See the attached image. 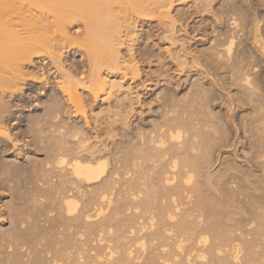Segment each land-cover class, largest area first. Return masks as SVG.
<instances>
[{"label":"bare ground","instance_id":"1","mask_svg":"<svg viewBox=\"0 0 264 264\" xmlns=\"http://www.w3.org/2000/svg\"><path fill=\"white\" fill-rule=\"evenodd\" d=\"M213 1L200 0L204 10ZM257 2L264 6V0ZM170 4L171 0H0V138H10L11 135L6 122L12 105L6 99H13V94L25 85L27 78H41L40 74L34 76L25 71L35 55H41V65L47 63V58L58 72L55 79L61 95H50L43 102L40 100L44 104L43 118L33 120L28 126L30 131L38 134L39 142L44 144L46 141L51 150L50 162H47L51 170L44 169V175L39 178L49 184L48 188L39 184L29 191L32 194L28 193L31 195V211L36 209L35 213L45 216L42 221L47 225L31 221L21 228L26 220L19 208L16 226L10 230L7 241V247H12V251L4 253L0 264H46L42 257L43 248L40 249L43 245L39 248L38 244L43 239L48 242V238L53 239L49 244L54 246L64 244L52 256L53 264H192L194 261H197L194 264H264V223L245 231L244 236L250 235V238L242 242H236L232 237L241 225H251L256 218L264 219V201L256 206L255 202L260 200L249 198L246 201L244 213L249 217L244 218L243 223L216 207L210 209L208 215L202 214L214 201L203 193V187L211 180L213 149L221 139L214 135L223 136L216 125L211 126V123L215 124L209 118L212 113L202 110L206 95L202 90H195L189 99L186 92L182 99H175L173 94L158 90L155 95L158 99L156 115L151 119V127H135L132 138L121 147L120 156L114 153L110 158L100 149L88 148L86 140L80 138L75 141V146H68L70 142L62 140L66 136L77 138L80 134L79 130L67 127L68 124L57 119L63 103L67 108L78 109L77 114L84 116V92H91L94 98L101 97L109 117H120L127 124L125 119L129 114L128 98L131 95L128 92L123 96L120 90L124 87L122 79L109 76L107 71L137 70L131 53L134 39L129 15L158 13L168 21ZM217 6L227 20V27L216 29L212 26L209 50L219 63L229 68L231 80L239 85L237 92L241 100L261 112L264 96L259 94V78L264 69L257 73L255 68L264 67V59H250L253 51L244 35H248L247 39L256 50L264 54V24L259 23V16H255L246 32L243 25L245 12L236 3L227 0ZM260 15L264 20V11ZM80 24L83 26L81 31ZM67 25L82 37L69 35ZM66 41L78 45L75 55L83 57L82 52L86 55L88 64L82 66L86 71L75 72L67 68L63 58L67 51L63 45ZM122 49L127 51V57L122 54ZM193 107L204 119L197 121L193 118L198 114ZM245 117V113L240 112L241 123ZM44 133L46 138L41 135ZM246 153L243 151V155ZM263 154L264 145L258 143V159ZM13 155L16 157L17 154ZM109 164L111 168H107ZM224 171H232V168L228 166ZM18 173L20 170L13 175ZM51 173L56 174L55 180H52ZM231 175L227 184L232 187L237 180ZM236 194L227 196L225 202L232 205ZM46 199L50 203H45ZM142 199V209L151 205L156 209L154 213L148 211L145 221L140 220L138 212L141 208L139 210L137 206V200ZM257 208L263 211L258 212ZM52 211L54 214L51 215ZM71 219L76 222L74 225L69 224ZM112 220H116L118 226H125L127 234L135 235L131 238V246L122 252L104 238L105 229L108 232V223ZM156 225L160 226L159 229L155 228ZM60 226L76 227L78 237L72 238L76 234H71L72 237L63 235L64 238L53 236L51 232ZM173 234L177 236L170 243L167 236L171 240ZM147 240H159L162 256L158 252L146 253ZM189 241L191 246L184 249V244ZM24 246L29 248L28 253L22 250ZM83 246L88 248L83 250Z\"/></svg>","mask_w":264,"mask_h":264},{"label":"rangeland","instance_id":"2","mask_svg":"<svg viewBox=\"0 0 264 264\" xmlns=\"http://www.w3.org/2000/svg\"><path fill=\"white\" fill-rule=\"evenodd\" d=\"M223 1L227 0H214L210 3L209 8L206 7L207 10H204L200 0H171V4L168 8L170 13V19L168 21L163 20L158 13L129 15V19L132 22L130 26L133 30L132 37L134 39L131 53L133 54L134 66H137V70L107 71V74H110L109 76L122 79L121 84L124 87L120 89L121 94L123 93L124 96L125 93L129 92L128 95H131L128 98V103L130 104V107L127 108L129 114L126 116V119L128 120L125 119L128 125L125 123V126L123 119L120 117L111 119L109 114L105 112V101L101 97L94 98L91 92H84V99L86 101L84 107L85 117L79 113L77 114L76 111L78 109L67 108L64 102L60 116H58L57 119H60L59 121L63 122L65 125L68 124L67 127L71 126L73 129L79 130L78 132L80 134L77 138L62 136V140L70 142L67 144L68 146H75V141H78V138H80L81 140H86L88 148L100 149L102 153L104 152L111 158L114 153L120 156L121 147L125 146V141L132 138V133L135 132L137 126L151 127V119H154L156 115L158 99L155 95L158 90L173 94L174 97L176 96L175 99H182L185 92L188 93V97L186 98L189 99L195 90H202L206 93L203 104L207 106H204L203 108L205 109L202 108V110L213 114H211L209 118L212 119L211 121L215 122V124L211 123V126L214 127V125H216L215 127H218L217 129H219L221 135H223L222 137L214 135L221 139L217 140V144L214 146L215 148L213 147V157L210 167L211 180L207 186L203 187V193L209 198H214V201L204 209L202 214L208 215L210 209L216 207V209L220 211L230 213L234 220L243 223L244 218L249 217V215L244 213L247 204L246 201L249 200V198L260 200L255 202V206L264 201V154L261 159L257 157L258 143L264 145V108L262 110L263 112H256L251 105L241 100L237 92L239 90V85L237 84V86L231 80L233 77L229 68L219 63L215 56L211 54V50H209L211 47V38L213 37V32L211 31L212 26L214 25L216 29H224L227 27V20L225 16L220 13L219 7L217 6ZM228 1L236 3L243 12H245L246 18L243 25L246 26V32L248 28L252 26V18L255 16H259V23L262 25L264 24V20L260 18V14L264 11V6L259 4L257 0ZM82 28L83 26L80 24V31L83 30ZM67 29L69 35L73 34L76 38L82 37V34H78L77 36V34L71 30L70 25H67ZM244 37L246 38L245 42L250 45L253 51V56L250 59H253V61L264 59V54L258 52L251 40L247 39L248 35H244ZM63 45L65 50H67L66 53L63 54L67 68L75 72L81 70L86 71V68L82 69L83 64L84 66L88 64L85 58L86 55L80 50L83 57L81 55H75L74 53L78 50V47H76L78 45L67 41L64 42ZM121 52L127 57V51L125 52V49H122ZM39 56L37 54L33 57L34 60L32 64L28 65L25 71L28 73L30 72L34 76L40 74L41 78L38 80L34 77L27 78L25 85L13 94V99L12 97L6 99L8 102L11 101L10 103L12 105L7 115L8 121L6 122L7 128L11 134V139L7 136H5L7 139L0 138V259L4 257V253L12 251V247H7V241L9 240L10 232H12L10 230H14L16 226L15 217L16 214L19 213L18 210L22 209L24 212L23 217L26 220V222L21 225V228H25L28 222L31 223V221L33 223H38L39 221L45 224V222H43L45 221V216L35 213L36 209H32L31 211V201H29L31 195L29 196L28 193H30L29 191H31L34 186L39 184L42 188H48L49 184L46 183L43 178L41 179L43 182L41 180L39 181V178L44 175L43 171L51 170V165L47 163L50 162L48 156L51 150L46 141H43L44 144L39 142L38 134L34 133V131H30L28 126H30L29 123L33 120L43 118L44 104L41 103L40 100L43 102L50 95H58L57 97H61V95H59L60 93L58 92V81L55 79L58 76V72L54 71V67L50 65L49 60L46 56H43V54L42 57L46 58L45 61L47 63L41 65ZM245 68L248 70L250 69V67ZM263 69L264 67H256L255 71L257 72L259 70L258 72H260ZM259 84L261 87L259 94L261 93V96H264V73L260 75ZM186 98L185 100H188ZM29 107L30 109H27ZM192 109L193 111L196 110L195 107ZM198 111H195V113ZM240 112L246 115L243 119V123H241L239 119ZM200 115L201 114L198 112V114L196 113L193 115V118L197 121L204 119L202 115L201 117ZM15 117L17 118L14 119ZM41 135L42 137L44 135V138H46L47 134L44 133ZM243 151L248 153L243 155ZM13 154H17L16 157H14ZM110 164L107 168H109V166L110 168L112 167ZM228 166L232 168V171L225 173L224 170ZM158 168L160 169V167ZM158 168L156 170H158ZM17 170H20L21 173L14 176L13 173ZM121 170L122 168H120V171ZM11 171L12 173H10ZM51 174L49 176L52 177V180H55L56 174ZM231 174H233V178L237 180V182L233 184H236L234 187L233 185L231 187L227 184L228 179L230 180L232 177ZM226 192H228L229 195ZM232 193H237L234 195L235 201L232 205H228L225 202V198H228L227 196H230ZM143 198L146 199L145 197ZM144 199H142V201L137 200L139 203H137V206L139 205V210L141 208L138 213L142 221H145L149 212L154 213L156 211L154 205H151L154 208L150 206L146 210L142 209L141 206L143 205ZM157 200L158 199H156V202H158ZM45 201V203H50L49 199ZM150 208L152 209L149 210ZM256 210L258 212L263 211L260 208ZM54 212L52 211L50 214L52 215ZM71 220L68 221L69 224L74 225L76 222L74 223V220ZM113 221L114 220L109 221V229H107L108 232L105 229L104 233L106 237L104 238L110 240V243L108 241L110 245L117 246L120 251H123L131 246V238H134L135 235L127 234L128 232L125 226H118L116 220ZM229 222L232 223L231 221ZM262 223H264V219L256 218L251 222V225H241L242 227H240L234 235L232 234V237L236 242H242L250 238V235L244 236L245 231L255 228ZM45 225H47V223ZM156 227L159 229L158 227L160 226L156 225L155 228ZM58 230H56L58 232L52 231L53 233L51 232V234L64 238L63 235H74L76 234L75 232H77V228H74V226H71L70 229L60 226ZM151 232L154 233V230ZM147 234L151 236V233L147 232ZM149 236L148 239L150 238ZM175 236L173 234L171 240H169L170 237L167 236V239H169L166 240L172 243L171 241H174ZM75 237L77 238L78 234L72 238L75 239ZM48 239V242L45 239L40 240L38 247L40 248L43 245L40 249L42 250L43 248L42 251H44V253L42 252V257L44 256L43 258L46 259H43L45 263L53 264V255H56L57 249L61 248L64 244L54 246L49 244L51 243L50 239L52 242L53 239ZM158 241L159 240H153L147 242L146 253H149V251L160 253L161 251L158 248L160 243ZM44 243H48L49 245L46 244L45 246ZM184 245V249H188L189 245L191 246V242L189 241ZM45 247H48L47 250ZM50 247L51 250L49 249ZM81 248L84 250V248L87 249L88 247L83 246ZM24 249L27 253L30 251L29 248H27V250L25 246L22 250L24 251ZM70 251L74 252L72 249ZM183 251L181 253L182 255ZM119 253L120 252L117 250L116 255ZM116 255L114 257L119 256ZM159 255H161V253ZM30 256L31 255H29V257ZM194 263H197V261H194ZM194 263L192 262V264Z\"/></svg>","mask_w":264,"mask_h":264}]
</instances>
